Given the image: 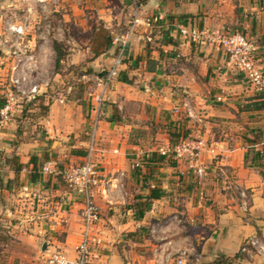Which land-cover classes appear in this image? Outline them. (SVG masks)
<instances>
[{
    "label": "crops",
    "instance_id": "0c3cea01",
    "mask_svg": "<svg viewBox=\"0 0 264 264\" xmlns=\"http://www.w3.org/2000/svg\"><path fill=\"white\" fill-rule=\"evenodd\" d=\"M38 3L47 6L45 15L59 12L58 21L66 18L60 6H68V15L88 37L79 42L68 36V54L58 65L54 42L61 43L64 36L55 20L36 49L29 41L26 49L34 60H21L14 50L8 66L0 63V76L15 68L27 70L28 83L40 87L36 99L0 121V244L7 245L10 238L21 245L10 258L5 251L7 264H40L38 256L56 247L75 257L81 201L60 177L44 174L42 168L52 160L63 164L61 169L83 163L96 120L94 77L108 73L116 56L113 39L126 33L135 8L142 17L163 14L166 23L187 28L230 34L244 29L258 45L255 59L264 70V0ZM67 66L70 73L80 68L82 85L68 87L67 94L49 95L57 86L53 82L67 77ZM119 70L98 118L93 159L102 179L96 192L100 221L93 229L88 264H176L178 255L168 259V252L177 249L186 253L187 264L219 259L264 264V259L241 253L249 237L264 239V108L253 106L264 101V91L250 86L224 50L188 42L165 25L140 27ZM0 96L5 98L3 90ZM35 100L49 109L30 129L27 114L32 117L41 110L33 106ZM126 106H138L139 112ZM116 114L123 116L120 122L113 121ZM161 132L203 137L215 153L202 156L194 170L156 153L146 166L135 169L141 153L146 156V149L158 146ZM166 137L172 142L171 134ZM155 189L164 196L152 198Z\"/></svg>",
    "mask_w": 264,
    "mask_h": 264
},
{
    "label": "built area",
    "instance_id": "2783aa9c",
    "mask_svg": "<svg viewBox=\"0 0 264 264\" xmlns=\"http://www.w3.org/2000/svg\"><path fill=\"white\" fill-rule=\"evenodd\" d=\"M44 1V0H42ZM165 25L169 31H178L185 39L199 44L210 43L224 49L229 57V62L243 73L247 81L253 88L264 91V74L254 62V55L258 51V46L252 37L242 33H217L209 29L187 28L179 23H166L165 17L162 15L157 17H142L135 8L132 20L129 23L125 34L118 33L113 39V47L116 49V56L112 61V67L109 69L106 78L103 80L97 77V85L102 87V92L95 98L96 101V120L90 132V143L87 156L83 163L61 169L56 161H50L44 165L42 172L47 175L60 177L65 183L67 189L80 199L82 204L81 216V235L79 243L75 248V257H70L62 249L53 251L45 257V264H88L91 249L93 245V229L100 221V209L96 202L97 188L102 182L101 173L98 170L93 156L97 151V133L98 118L101 113V107L108 98L109 83L115 79L119 73L121 65L128 55V45L133 35L140 31V27L146 29H154L157 26ZM11 33L17 37L24 34L23 26H11ZM32 57H27L26 61H30ZM236 68V69H237ZM12 91L5 92V103L0 108V121H8L11 114L18 108L20 100H34L40 95V87L38 85H30L28 83L27 74L19 72V68L13 69L8 82ZM219 101L221 99H218ZM159 148V147H158ZM210 149L207 143L202 139L183 141L175 146L166 145L161 149H156L155 153L159 157L175 163H184L189 165V169L194 170L197 167L198 160L204 151ZM213 152V149H210ZM154 153V152H153ZM149 159V155L146 154ZM142 162L136 160L134 168H141ZM245 198V193L242 194ZM247 208V204H243ZM242 253L250 258L255 256L264 257V239L254 237L249 238L243 243ZM178 255L176 264H187L186 253L179 249L173 253L168 252V259L173 255Z\"/></svg>",
    "mask_w": 264,
    "mask_h": 264
},
{
    "label": "rangeland",
    "instance_id": "374dc122",
    "mask_svg": "<svg viewBox=\"0 0 264 264\" xmlns=\"http://www.w3.org/2000/svg\"><path fill=\"white\" fill-rule=\"evenodd\" d=\"M38 1H42V0H0V56H1L0 57V63L7 65L8 62H11V60H12L11 57L16 56L15 53H13L14 50L18 53V55H20L21 60H24V59L26 60V58L28 56L32 57L31 60H34L35 57L27 52V49H28L27 46L29 44V41H31L33 43V45H35V49H36L38 42L39 41L43 42V38L44 39H46V37L48 38V32L49 31L51 32V30H53L54 21L55 20L58 21V18H59L58 16L61 14L59 12L57 14H53L52 11H49L46 14L47 15V17H46L45 10H46L47 6L51 5V6H54V8H55L56 5L52 2L51 3L46 2L47 6L45 8H43L40 6L41 4L38 3ZM44 1H47V0H44ZM68 8H69L68 6H66L65 8L60 6V11L62 14L66 15V18L62 19L61 21H58L59 29H61V33H63V36H64L63 41L61 43L63 44V51H64L63 53L65 55L68 54V52H67L68 51V47H67L68 44H66V42H68V40H69L68 36L73 37L75 39V41L77 39L79 42L83 41V39L85 40L88 37V33L82 32L80 30V28H78L75 25L73 17L68 15V12H69ZM50 10H53V9L50 8ZM160 15H162V17H163V14H159V15L152 16V17H157ZM56 17H57V19H56ZM14 25L24 27V34H22L21 37H17L15 34L11 33L10 27L14 26ZM193 28L199 29L200 27H193ZM236 31L237 30H235V32ZM215 32L224 33L223 31H215ZM245 32H246V30L243 29L242 31H239L238 33L246 34L249 37H251V35H249L248 33H245ZM50 40L52 42L54 39L52 37H50ZM51 42H49V43H51ZM188 42H192V41L188 40ZM202 44H210V43H202ZM214 46H216V45H214ZM19 48H20V51H19ZM218 48H220V47H218ZM24 49H25V51H23ZM220 49H222V48H220ZM222 50H224V49H222ZM254 56L256 57V55H254ZM255 57H254V62L259 67V63H257V59H255ZM230 64H232V63H230ZM232 66L237 72L239 71L238 68L235 67L233 64H232ZM67 67L69 68L68 71L66 70L68 68H66V69L64 68V70H63L64 73L67 74V77L62 79L60 82H57V81L53 82L57 86L53 90L48 91L49 95L59 96V94H67L65 90L68 91V87L72 86L73 88L74 87L78 88L80 85H82V82H80V78H81L80 68H78V70L74 69V71H72V73H70L71 68H70V66H67ZM111 67H112V65H111ZM62 68H63V66H62ZM259 69L262 73L264 72V70L261 69L260 67H259ZM105 72L106 71H103L100 75H97L96 77H94V79H96L97 77H100L104 80L107 75L106 76L104 75L103 77L101 75ZM119 72H120V70H119ZM24 73L27 74L28 76H30L29 72L27 70ZM119 75H120V73H118L116 78H118ZM9 76H10V73L8 74V71H5L3 73V76H0V79H2L0 82V83H2V86H0L1 91L2 90L4 92L12 91V88L10 87L9 83H7ZM115 79H113L112 81H115ZM111 83L112 82L109 83V88H110ZM250 86L252 87L251 84H250ZM95 87L98 88V94L102 92V87H100L99 85H97ZM109 88H108V90H109ZM98 94H97V96H98ZM2 97L3 96H0V99H2ZM35 101H36V103H33V106H35V108H41V110H40V113L39 112L34 113L32 117L30 116V115H32L31 112H29L27 114L28 119L26 122H27V125L30 129H32L36 125V123H38L39 114L43 115L44 113L48 112V109H49V106H47V105L41 106L42 104H40L41 102L39 100H35ZM26 103H30V101L20 100L19 105L23 108V107L27 106ZM128 107L130 108L129 110L131 112H133V111H137V113L139 112L138 106H126V110L128 109ZM184 107L186 108L187 106H184ZM175 110H176V113L181 112V109H175ZM162 127H163L162 124H160V128H162ZM145 133H146V135H148V132H145ZM149 134L155 135L156 133H149ZM158 134L161 137L158 140V146L146 149V150H148V152H146V154H148L150 158L153 157L152 155L155 153L156 149H161V147H166V145L175 146V145H177L183 141L195 140V139H199V138L204 140L207 143V145L210 147V149H213V152H211L210 149L204 151L203 154L201 155V157L207 153H209V154L215 153V149L210 145L209 141L203 137H197V136L186 137L185 136L182 138V136H183L182 134H184V133H178V132H172V133L161 132ZM169 134H171L172 142H166V138H167L166 135H169ZM58 147H59V142H57V144H55V146L53 148L56 150V149H58ZM156 155H154V156H156ZM141 157H146V158H148V157L143 155V153H141V156H139V158H140L139 161L142 162V167H144V166H146V164H148L149 159L147 160V159L141 158ZM157 157H159V156L157 155ZM177 164H179V163H177ZM179 165H181L185 169H189V165H186L184 163H180ZM63 166H64L63 164L59 163V167H63ZM59 180H60V182H62L61 179H59ZM254 237L260 238V236H258V235H254V236L249 237V238H254ZM20 247H21V245H17L16 243L13 242V239H10V238L8 239L7 245L6 244L5 245L0 244V263L1 264H7L8 260H6V258H5L6 257L5 256L6 250L8 251L9 258H10V256H12V252H14V251L17 252V250H19ZM58 249L59 248H57V247L54 249L52 248L50 250V252H48L47 254H50L53 251L58 250ZM242 249H243V244L241 247V253H242ZM44 252H45V250H44ZM38 257L39 258L37 259V262L40 264H45V257H46L45 254H40ZM254 258L264 259V257L262 258L260 256H255ZM11 262H12V260H11ZM13 263L16 264V261H13Z\"/></svg>",
    "mask_w": 264,
    "mask_h": 264
},
{
    "label": "trees",
    "instance_id": "16d2710c",
    "mask_svg": "<svg viewBox=\"0 0 264 264\" xmlns=\"http://www.w3.org/2000/svg\"><path fill=\"white\" fill-rule=\"evenodd\" d=\"M54 48L56 50V53H57V64L59 65L60 64V61L63 60L65 58V54L63 53V44L62 43H58V42H54ZM119 78V77H118ZM123 81H126V79H121ZM253 101V100H252ZM255 103L253 104V106L255 108L257 107H260V108H264V101H254ZM4 103H5V99H0V108H2L4 106ZM248 107H251V105H248ZM118 110V108H116ZM122 115L121 114H116L113 116V121H116V122H120L122 120ZM164 158V157H162ZM165 159V158H164ZM169 162H171L169 160ZM20 169L22 168V166L19 167ZM33 180L34 182L37 181L36 178L33 177ZM164 192L161 190V189H158V190H154L152 192V198H161L164 196ZM231 262V259H219L217 261H215L213 264H230Z\"/></svg>",
    "mask_w": 264,
    "mask_h": 264
},
{
    "label": "water",
    "instance_id": "95a60500",
    "mask_svg": "<svg viewBox=\"0 0 264 264\" xmlns=\"http://www.w3.org/2000/svg\"><path fill=\"white\" fill-rule=\"evenodd\" d=\"M104 75L106 76V75H107V73L105 72V73H103L101 76L103 77Z\"/></svg>",
    "mask_w": 264,
    "mask_h": 264
}]
</instances>
